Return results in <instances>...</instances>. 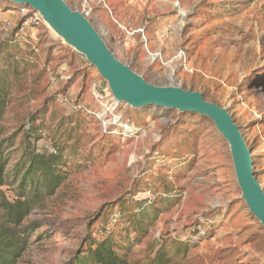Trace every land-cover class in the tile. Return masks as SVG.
Instances as JSON below:
<instances>
[{
    "label": "rangeland",
    "instance_id": "374dc122",
    "mask_svg": "<svg viewBox=\"0 0 264 264\" xmlns=\"http://www.w3.org/2000/svg\"><path fill=\"white\" fill-rule=\"evenodd\" d=\"M65 1L79 8L78 0ZM91 6L90 22L108 48L146 81L199 91L228 110L264 191V0ZM147 50L164 62L183 50L186 68L151 62ZM0 67L9 81L0 142L14 139L0 196L14 198L20 177L12 169L28 145L57 149L66 175L23 219L26 244L16 264H74L104 237L96 232L102 227L114 230L125 264H264V228L241 198L229 145L209 118L116 101L119 120L144 133L122 139L104 131L83 108L100 107L93 87L114 101L107 81L38 11L8 0H0ZM28 126L38 137L28 138ZM109 214L116 220L106 225ZM198 228L204 236L194 241Z\"/></svg>",
    "mask_w": 264,
    "mask_h": 264
},
{
    "label": "water",
    "instance_id": "95a60500",
    "mask_svg": "<svg viewBox=\"0 0 264 264\" xmlns=\"http://www.w3.org/2000/svg\"><path fill=\"white\" fill-rule=\"evenodd\" d=\"M8 1L38 11L42 20L65 43L83 54L89 64L96 68L118 102L133 108L152 105L209 118L229 145L241 198L264 228V191L254 175L249 148L226 108L206 100L199 91L146 81L120 61L89 19L79 10L72 9L65 0Z\"/></svg>",
    "mask_w": 264,
    "mask_h": 264
},
{
    "label": "trees",
    "instance_id": "16d2710c",
    "mask_svg": "<svg viewBox=\"0 0 264 264\" xmlns=\"http://www.w3.org/2000/svg\"><path fill=\"white\" fill-rule=\"evenodd\" d=\"M0 67V119L5 109V92L9 81L7 71ZM28 138L35 136L36 129L29 128ZM13 138H6L0 142V187L3 186L9 176L7 164L10 161L6 154L8 147L13 146ZM62 154L56 149L49 153L43 149H36L28 145L22 157L13 167V178L20 177L19 186L16 188L13 199L0 196V264H16L17 258L24 250L26 244V230L20 229L23 219L31 212L33 207L44 197L51 195L60 186L66 175L62 169ZM142 201L138 203L139 214H145ZM121 210V209H120ZM123 217L122 210L119 212ZM110 217V218H109ZM108 219V221H107ZM112 215L106 218V225ZM116 220V218H115ZM116 223V221H115ZM106 235L100 240H92L95 245L86 255L77 258L74 264H125V261L114 251L113 231L111 228L103 227ZM154 263H161L160 261Z\"/></svg>",
    "mask_w": 264,
    "mask_h": 264
},
{
    "label": "built area",
    "instance_id": "2783aa9c",
    "mask_svg": "<svg viewBox=\"0 0 264 264\" xmlns=\"http://www.w3.org/2000/svg\"><path fill=\"white\" fill-rule=\"evenodd\" d=\"M91 1L92 0H78L79 8L77 9L86 18H88L89 21L92 17L95 16L94 9L91 6ZM98 1L103 2L104 0H98ZM139 32H141V34L144 35L143 29H140ZM147 53H148L147 58L151 62H155L159 60L161 61L162 64H169V63H172L173 61H178L179 64H182L186 68L187 57H186V53L183 50L178 51L170 60L165 61V62L163 61L162 55L160 52H151L147 50ZM92 94L94 96L95 102L100 106L99 108L95 110H91L89 108L86 109L81 106H78V107L85 109L87 113L91 114L94 117V119L100 122L104 131L116 133V135L118 134L120 137H122V139L129 138L131 136L133 137V136L142 135L144 133V130L140 128L139 126H136L130 122L121 121L119 120L118 116L115 113H113L114 107L112 105L116 102V99L114 97H113L114 98L113 102H107L105 100V97H106L105 94L100 93V92L98 93L94 89V87L92 88ZM45 147L49 153L55 152L53 148H50L47 145ZM192 231L193 232L191 234V238L194 241L199 240L204 236V230L201 228H198L197 230L193 229ZM96 232L99 234L104 233V236L106 235L105 229H104V232L102 230L96 231Z\"/></svg>",
    "mask_w": 264,
    "mask_h": 264
},
{
    "label": "crops",
    "instance_id": "0c3cea01",
    "mask_svg": "<svg viewBox=\"0 0 264 264\" xmlns=\"http://www.w3.org/2000/svg\"><path fill=\"white\" fill-rule=\"evenodd\" d=\"M109 8V7H108ZM110 10V9H109ZM106 14V13H105ZM107 15V14H106Z\"/></svg>",
    "mask_w": 264,
    "mask_h": 264
},
{
    "label": "bare ground",
    "instance_id": "6f19581e",
    "mask_svg": "<svg viewBox=\"0 0 264 264\" xmlns=\"http://www.w3.org/2000/svg\"><path fill=\"white\" fill-rule=\"evenodd\" d=\"M117 101V100H116Z\"/></svg>",
    "mask_w": 264,
    "mask_h": 264
}]
</instances>
